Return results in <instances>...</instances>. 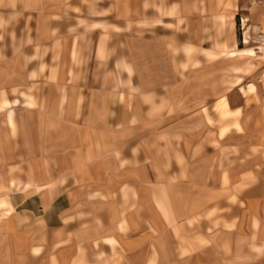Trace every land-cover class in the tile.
Returning a JSON list of instances; mask_svg holds the SVG:
<instances>
[{"label":"crops","instance_id":"0c3cea01","mask_svg":"<svg viewBox=\"0 0 264 264\" xmlns=\"http://www.w3.org/2000/svg\"><path fill=\"white\" fill-rule=\"evenodd\" d=\"M257 5L0 0V264H264Z\"/></svg>","mask_w":264,"mask_h":264},{"label":"rangeland","instance_id":"374dc122","mask_svg":"<svg viewBox=\"0 0 264 264\" xmlns=\"http://www.w3.org/2000/svg\"><path fill=\"white\" fill-rule=\"evenodd\" d=\"M262 2H264V0H262ZM262 6V8H264V5H257L256 6V8L258 9V10H260V7ZM255 7V6H254ZM241 28H243V21L241 22V21H238V23H237V25H236V29L238 30V32H243V29H241ZM244 34V33H243ZM249 34V33H248ZM250 35V34H249ZM244 36V35H243ZM243 36H241V40L240 41H242L244 38H243ZM249 42L247 43V44H244V45H252V46H254V45H256L257 43L259 44L260 43V41H261V37H259V38H257L256 36H251V37H249ZM257 42V43H256ZM13 91V90H12ZM25 91V90H24ZM27 91V90H26Z\"/></svg>","mask_w":264,"mask_h":264}]
</instances>
